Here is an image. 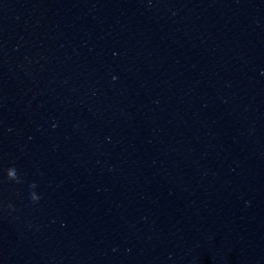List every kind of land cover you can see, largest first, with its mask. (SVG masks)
<instances>
[{
  "label": "water",
  "instance_id": "95a60500",
  "mask_svg": "<svg viewBox=\"0 0 264 264\" xmlns=\"http://www.w3.org/2000/svg\"><path fill=\"white\" fill-rule=\"evenodd\" d=\"M219 122L264 206V0H170Z\"/></svg>",
  "mask_w": 264,
  "mask_h": 264
}]
</instances>
